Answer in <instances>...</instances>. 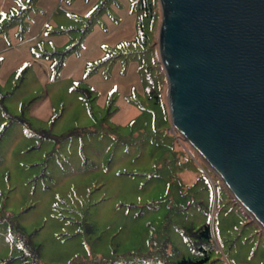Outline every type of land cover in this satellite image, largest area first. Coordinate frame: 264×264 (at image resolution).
<instances>
[{
  "label": "rangeland",
  "instance_id": "1",
  "mask_svg": "<svg viewBox=\"0 0 264 264\" xmlns=\"http://www.w3.org/2000/svg\"><path fill=\"white\" fill-rule=\"evenodd\" d=\"M162 20L160 0H0V264H264L173 123Z\"/></svg>",
  "mask_w": 264,
  "mask_h": 264
},
{
  "label": "water",
  "instance_id": "2",
  "mask_svg": "<svg viewBox=\"0 0 264 264\" xmlns=\"http://www.w3.org/2000/svg\"><path fill=\"white\" fill-rule=\"evenodd\" d=\"M173 123L264 230V0H160Z\"/></svg>",
  "mask_w": 264,
  "mask_h": 264
},
{
  "label": "trees",
  "instance_id": "3",
  "mask_svg": "<svg viewBox=\"0 0 264 264\" xmlns=\"http://www.w3.org/2000/svg\"><path fill=\"white\" fill-rule=\"evenodd\" d=\"M148 12L152 11V8L150 7L149 4H146ZM140 30L141 32L143 31V27L140 24ZM142 37H144L143 32H142ZM193 236L197 240L194 242V245L203 244L201 246H196L195 248L198 250V252H203L207 253V249L205 248L206 244L211 242L212 240V234H211V229L210 226L205 225L204 227L200 228L198 231H193ZM209 261V256H205V258L201 260H191V259H183L179 264H205Z\"/></svg>",
  "mask_w": 264,
  "mask_h": 264
}]
</instances>
